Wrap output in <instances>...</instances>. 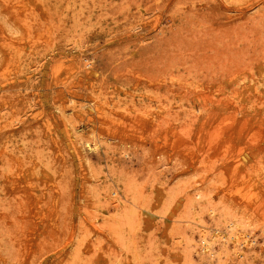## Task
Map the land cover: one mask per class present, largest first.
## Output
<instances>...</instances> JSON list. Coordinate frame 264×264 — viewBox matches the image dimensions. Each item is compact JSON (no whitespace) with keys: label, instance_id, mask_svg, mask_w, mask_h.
I'll list each match as a JSON object with an SVG mask.
<instances>
[{"label":"rangeland","instance_id":"obj_1","mask_svg":"<svg viewBox=\"0 0 264 264\" xmlns=\"http://www.w3.org/2000/svg\"><path fill=\"white\" fill-rule=\"evenodd\" d=\"M0 264H264V0H0Z\"/></svg>","mask_w":264,"mask_h":264},{"label":"bare ground","instance_id":"obj_2","mask_svg":"<svg viewBox=\"0 0 264 264\" xmlns=\"http://www.w3.org/2000/svg\"><path fill=\"white\" fill-rule=\"evenodd\" d=\"M85 144H89L86 142ZM91 150L96 149V145L89 147ZM208 213L210 217L213 218L215 215V209L213 207H210L208 209ZM232 220V219H231ZM218 222V221H217ZM198 230H199V235H200V249L206 253L209 257H214L215 250H213L214 245L217 244V241L221 240L224 244V247H228L229 245H232L234 250L233 252L236 255H240L241 251L239 246L244 245V246H250L252 244V239H250L247 235H245L242 231H240L237 228L233 227V222H227V230L223 231L221 230L218 226H214L211 228L212 230L209 232L207 230L208 226L206 223H202L201 221L198 222ZM210 227V226H209ZM210 230V229H209ZM209 232V233H208ZM205 255V254H204Z\"/></svg>","mask_w":264,"mask_h":264}]
</instances>
